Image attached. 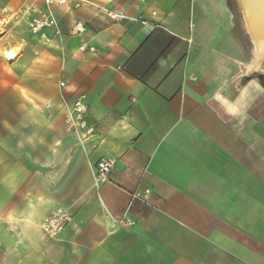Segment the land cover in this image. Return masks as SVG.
Here are the masks:
<instances>
[{
	"label": "crops",
	"instance_id": "0c3cea01",
	"mask_svg": "<svg viewBox=\"0 0 264 264\" xmlns=\"http://www.w3.org/2000/svg\"><path fill=\"white\" fill-rule=\"evenodd\" d=\"M240 3L242 23L227 0H73L44 41L29 29L43 0H0L4 264H264V47ZM80 95L94 141L66 123ZM146 189L136 225L114 227ZM56 207L73 221L46 240Z\"/></svg>",
	"mask_w": 264,
	"mask_h": 264
},
{
	"label": "built area",
	"instance_id": "2783aa9c",
	"mask_svg": "<svg viewBox=\"0 0 264 264\" xmlns=\"http://www.w3.org/2000/svg\"><path fill=\"white\" fill-rule=\"evenodd\" d=\"M46 9L37 17L30 21V31L32 35L38 36L41 40L47 41V31L52 30L55 34H59L58 22L55 18L52 8L54 6H63L72 4L73 0H43ZM111 1V0H108ZM141 3H147L149 0H139ZM81 1L75 3V7H79ZM155 14V13H153ZM108 17L113 21H122L128 19L126 15L118 11H107ZM147 21H142L146 25ZM79 32L83 29L79 28ZM60 87L64 88L65 83L61 82ZM66 123L69 125L72 133L77 135L81 141H94L97 138V129L90 120L89 106L84 95L78 96L73 105L66 112ZM113 166V163L106 160H101L97 163L95 169V186L99 187L108 181V175ZM152 192L149 189L144 191H136L131 194V201L127 211L122 217L116 218L110 214L108 218L116 228H132L136 222L129 216L132 205L136 201H147L151 197ZM73 215L70 209L65 207H56L42 221L41 230L46 240L58 239L65 229L72 223Z\"/></svg>",
	"mask_w": 264,
	"mask_h": 264
},
{
	"label": "rangeland",
	"instance_id": "374dc122",
	"mask_svg": "<svg viewBox=\"0 0 264 264\" xmlns=\"http://www.w3.org/2000/svg\"><path fill=\"white\" fill-rule=\"evenodd\" d=\"M227 1L232 11L235 14L237 22L242 23L243 11L240 5L241 4L240 0H227ZM256 3L258 7H260L262 6V3H264V0H258ZM29 29H30V24H29ZM251 35L254 36L252 33ZM255 37L257 38V41L264 47V32L257 33ZM13 237H14V230L12 228L8 230L4 225L0 224V264L8 263V257H11L9 256V253L12 254L13 251V248H11L14 240Z\"/></svg>",
	"mask_w": 264,
	"mask_h": 264
},
{
	"label": "bare ground",
	"instance_id": "6f19581e",
	"mask_svg": "<svg viewBox=\"0 0 264 264\" xmlns=\"http://www.w3.org/2000/svg\"><path fill=\"white\" fill-rule=\"evenodd\" d=\"M250 0H244L245 4V12L246 17L248 19L249 28L254 36L257 35V33H261V29L264 30V23L261 25V21L259 19L261 15L260 12H257L256 6L252 3H249ZM258 0H254L253 2H257ZM247 4V5H246ZM259 44L258 42H255V45ZM257 48V47H256ZM258 51V50H257ZM259 52V51H258ZM257 53V52H256ZM258 54V53H257ZM14 52H5L4 57L8 60H11L13 58Z\"/></svg>",
	"mask_w": 264,
	"mask_h": 264
}]
</instances>
